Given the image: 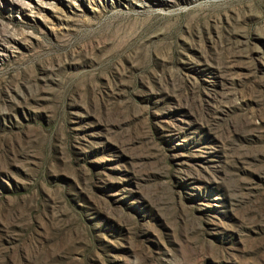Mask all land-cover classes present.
<instances>
[{
  "label": "rangeland",
  "instance_id": "obj_1",
  "mask_svg": "<svg viewBox=\"0 0 264 264\" xmlns=\"http://www.w3.org/2000/svg\"><path fill=\"white\" fill-rule=\"evenodd\" d=\"M0 264H264V0H0Z\"/></svg>",
  "mask_w": 264,
  "mask_h": 264
}]
</instances>
